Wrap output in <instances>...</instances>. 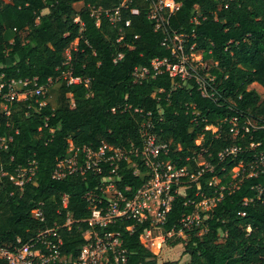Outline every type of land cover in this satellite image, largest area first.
Returning <instances> with one entry per match:
<instances>
[{
	"label": "trees",
	"instance_id": "obj_1",
	"mask_svg": "<svg viewBox=\"0 0 264 264\" xmlns=\"http://www.w3.org/2000/svg\"><path fill=\"white\" fill-rule=\"evenodd\" d=\"M176 1L180 8L157 28L149 18L151 0H0V246L22 245L38 232L55 228L61 252L77 258L82 247L95 240L94 228L85 220L91 215L85 195L100 192L109 168L59 179L53 176L57 163L68 154L70 141L93 148L141 144L140 129L149 123L146 130L158 142L171 141L163 159L187 165L191 173L197 171L199 155L215 165L185 193L174 194L161 225L164 233H177L182 218L197 210L198 190L212 195L225 186L222 198L200 211L201 222L184 228L171 242L176 245L186 237L190 260L185 264H264V201L257 191L264 187V172L245 177L236 187L231 176L233 167L249 168L256 151L264 149V129L236 137L231 133L235 116L241 123L247 116L264 122V0ZM92 7H120L119 26L104 15L98 26ZM173 31L187 34L189 46L195 44L205 59L217 62L210 68L214 78L206 77L213 93L209 97L202 95L195 78L181 80L167 71L136 81L137 66L151 67L153 59L171 56V48L162 42ZM19 81L26 82L27 97L7 100L4 94ZM55 82V105L46 101L47 94L34 93ZM252 141L261 144L235 157H218L234 143L246 147ZM31 165L34 174L21 189L11 175ZM119 174L118 187L129 186V196L146 180L127 162ZM211 179L217 183L209 184ZM35 210L42 216H35ZM70 213L75 220L67 225ZM150 227L149 220L122 218L96 229L119 232L120 248L126 250L123 264H158L144 241ZM0 264L9 263L0 257Z\"/></svg>",
	"mask_w": 264,
	"mask_h": 264
},
{
	"label": "built area",
	"instance_id": "obj_2",
	"mask_svg": "<svg viewBox=\"0 0 264 264\" xmlns=\"http://www.w3.org/2000/svg\"><path fill=\"white\" fill-rule=\"evenodd\" d=\"M180 5L181 3L176 0H151L149 18L155 21L158 28L166 21L167 14L178 10ZM120 10V7L115 9L92 7L91 15L96 18L98 26L101 24L103 15L114 26H119L122 20ZM132 12L137 13L138 9L134 8ZM74 21L83 25L78 17ZM194 21L198 22V19L195 17ZM129 24L130 20H126L125 25ZM187 37V34L177 33L176 31L169 34L162 43L171 48V56L153 59L151 67L137 66L134 71L136 81L143 82L156 74L167 71L173 78H180L181 80L195 78L202 95L206 97L212 95L213 93L208 91L206 77L214 78L210 73V68L217 65V62L205 59L204 51L196 49L195 44L189 46ZM122 56L123 54H119V58ZM68 58H70L69 54ZM205 62L207 66H201ZM199 69H203L206 72L201 74ZM51 82L53 81L51 80ZM14 83L12 86L10 85V90L4 94V97L7 100L26 98L29 92L17 90L14 87ZM24 83L26 84V82ZM46 91V87L39 86L34 90V93L45 96ZM231 121L233 123L231 133L234 137L264 129V122L259 124L249 116L245 117L242 123L237 116L233 117ZM146 125H149V123L143 124L140 129L141 144L132 143L130 147H114L103 143L99 147L93 148L90 146L77 147L70 141L68 154L57 163L53 176L59 179L74 173L84 174L88 170L101 174L105 165L109 168L108 174L101 178L98 187L100 192L95 189L85 195L88 207L91 210V215L85 220L94 228L95 240L92 245H84L77 258L67 256L60 250L62 241L58 237L56 229L49 228L38 232L35 239L22 245L0 246V257L4 258L9 264L125 263L126 250L120 248L121 238L119 232H100L96 228H105L122 218H133L138 222L149 220L151 227L145 233L151 235L153 228L161 227L165 223L174 194L185 193V191L181 192V190H186L190 183L197 181L205 172L213 171L215 168V165L206 161L202 155H199L196 159L197 171L192 173L187 165L179 167L177 164L172 163L171 160L163 159L161 156L162 154H168L171 141L158 142L155 136L146 130ZM206 128L212 129L214 132L219 130V127L215 125H208ZM260 144L261 142L252 141L249 145L243 147L234 143L220 150L218 157L222 159L228 155L235 157L244 149H255ZM178 149H181V147L179 146ZM132 157H136V160H133ZM122 162H127L133 167L135 174L146 177L142 186L130 196L125 193V191H130L129 186L125 187V190H121L118 187V181L121 179L119 170ZM242 162L243 160H241ZM248 167L237 165L232 168L233 187H236L245 177L264 172V149L256 151ZM34 171V165L18 168L11 175V180L22 189L24 182L34 174ZM183 177H189V179L183 181ZM216 183V179L209 181V184ZM174 186H176L175 189H173ZM224 189L225 186L222 185L216 189L219 192L212 195L198 190L196 195H200L201 199L196 203L197 210L182 218L181 229L177 233L182 235L184 228L191 229L193 225L199 224L201 222L200 211H205L215 205L222 198ZM257 191L258 197L264 201V187L258 186ZM247 201L248 199H246ZM63 202L65 205L67 204V196L64 197ZM242 214L245 215L246 213L243 212ZM34 215L42 216L39 210H35ZM74 220L70 213L67 225H70ZM128 229H132V226H129ZM171 233L176 234V232ZM50 236L56 237L57 242H54ZM38 244H42L47 251H43Z\"/></svg>",
	"mask_w": 264,
	"mask_h": 264
},
{
	"label": "rangeland",
	"instance_id": "obj_3",
	"mask_svg": "<svg viewBox=\"0 0 264 264\" xmlns=\"http://www.w3.org/2000/svg\"><path fill=\"white\" fill-rule=\"evenodd\" d=\"M77 9H80L82 3L75 4ZM47 11V10H45ZM44 11V12H45ZM69 50L66 51V56H68ZM203 67L207 66L206 62ZM197 67V66H196ZM59 83L55 82L52 83L46 91L47 94V102H50L52 105H55L56 102V89ZM20 91V90H19ZM1 108L4 109L5 105L1 104ZM201 138L198 139L200 141ZM185 189H182L181 192H184ZM153 233L151 235L144 234V241L146 242L147 246L151 249L153 258L156 259L158 264H167L169 262H178L180 264L185 263L189 257L190 252L186 251V237L183 236L181 242L176 245L171 244L177 240L181 234L180 233H164L162 227H155L153 228Z\"/></svg>",
	"mask_w": 264,
	"mask_h": 264
},
{
	"label": "crops",
	"instance_id": "obj_4",
	"mask_svg": "<svg viewBox=\"0 0 264 264\" xmlns=\"http://www.w3.org/2000/svg\"><path fill=\"white\" fill-rule=\"evenodd\" d=\"M47 11H45V13H46ZM24 86H25V83L24 82H15L14 83V87L17 89V90H20V91H24ZM152 233H153V231H152ZM190 260V257H189V259L185 262V263H187L188 261ZM185 263H183V264H185Z\"/></svg>",
	"mask_w": 264,
	"mask_h": 264
}]
</instances>
